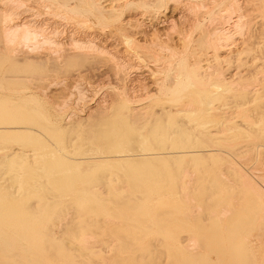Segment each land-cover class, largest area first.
<instances>
[{
    "label": "rangeland",
    "instance_id": "obj_1",
    "mask_svg": "<svg viewBox=\"0 0 264 264\" xmlns=\"http://www.w3.org/2000/svg\"><path fill=\"white\" fill-rule=\"evenodd\" d=\"M8 1L0 0V20L2 19V14H3L4 10H7V9L9 10L8 7H10V11L12 10V12H13L16 10V12H13V15H12V17L14 16L12 18L13 19L12 24H14L16 22L15 24H23V25H28V24L30 25L31 24L34 26L36 23L35 27L37 26L38 27V28L36 27L37 29H39V27H42V28H40L41 30H43L44 29L43 27L45 26L46 28L43 30L44 35L46 34V36L49 35V37H54L53 39L57 40V42H59L60 44L57 45L55 43H52V44L50 43L53 46L52 47L48 43L42 44L41 43L42 41H41L40 42L41 45L39 47H37L38 49L34 47V50L31 49L32 46H30V48L26 47L25 46L26 43L25 44L22 43L24 45H22V44L17 45L14 43H13L14 45H12V44L10 45L9 43H11V42L9 40H7L8 37L6 38V36H5L6 33H4L1 29L2 22L0 21V110H1L0 111V116H1L0 121L2 120V123H4L5 118L2 119V117L6 116V118H7L6 122L4 124H2V123H0V124L6 125L8 123V126H10V125H13V126L21 125V127H23V128H21L22 129L21 134L19 133L20 135L18 134V132L15 133V134H17V136H15V134L13 135L12 133L8 132V133H6V137H4L5 135H2L3 137L0 136V140H2V142L4 141V144H2V142L0 141V147H2L1 145L4 146V145L8 144L7 142H11V144H12L13 142L19 141L20 142L19 144H17V145L15 144V146L13 145L11 147H13V148L14 147L15 148L21 147L24 149H27L26 147H29L28 148L29 150L35 149V148H36L35 150H37V149L40 150V147L42 145H44L45 150L46 149L50 150V148H53V149H51L52 152H54V150H56V151L58 150L57 152L56 151L55 152L59 156H64V154L67 155L68 153H69L68 155H70V156H77L79 154L76 155L75 152H78V153L81 152L84 148H86L89 145V143H91L93 138L96 139L97 135L100 134V132H99L100 128L99 127H100V122L103 121L102 118H105V117L115 118L116 114L120 110V106L123 102L126 103L127 105L132 106V107H135V105H136V107L141 108L142 111H153V109L154 110L157 109L158 106H155L156 102L166 98V96L168 95L167 93L170 92L171 87L175 84V83H172L173 81H172V76H171L172 72L175 70V67H177L180 64V61L182 60L184 65H186L185 69L190 68L189 66H193L194 62L196 61L197 54L200 55L198 60L200 61L199 65H200L201 75H204L206 78H208L215 71H220V72H222V76L229 78L230 80L231 79L234 80L233 82L235 84L234 83H230V84H232L231 85L233 88L232 90H234V89L235 90H234V92L233 91L232 92L231 91L226 92L227 95L232 94V93L235 94L237 92H243L244 93L245 91H247L252 86H259L260 87L261 84H264V80H263V78H264V0H237L238 1L237 3L239 4L238 6L240 7V9H242L241 12H243V15H244L243 16L244 20L242 19L243 23L241 21V23L244 25H242L243 27H240L241 29L239 28L238 30H236L235 28H233L231 26L234 24L232 22H234L236 19V16L233 17V15L235 13H237L238 10H235V13H233L232 16L228 14V12L230 11L229 7H230V1L231 0H17V4L15 2L16 0H8ZM7 2H8V4H7ZM165 2H167L168 5ZM12 3H13V5H12ZM92 3H93V5H94V3L96 4V6L98 7V10L100 9L105 13L104 18H103V16L102 17L99 16V14H98L99 12H98V10H96L97 7L94 9L92 7ZM12 6H13V8H12ZM189 6H191L192 9H190ZM195 7L197 9H194ZM235 8H238V7L235 6ZM15 13H16V15H15ZM224 13L226 14V17H228L227 15L230 16V17H228L229 21L227 19L225 20V18H224L225 14ZM213 17H214V19H213ZM216 18L218 21L216 20ZM220 18L221 19L223 18V20L226 21V22L222 21L224 23L223 24L224 29L221 26L222 22L220 24ZM213 20H216L217 22H215ZM25 21H26V23L27 22L28 23L26 24ZM39 22L41 24H39ZM37 23H38V25H37ZM227 23H229L230 26ZM211 24L214 27H212ZM251 25H252V28L250 27ZM219 27H221L223 29V31H228V29L230 28L229 33H232V36L230 38V45L228 47L229 49L225 50V51L219 50L218 53L220 54V56L217 53V50H215L214 48L211 47V45L208 44L213 39L216 38V37L213 38L212 36L213 35L216 36V34H214V33H215V31H217V29H218V31H220L221 28L219 29ZM225 28L226 29L228 28V29L226 30ZM53 29H54V31H53ZM51 30H52V33H51ZM218 31H217V33H218ZM230 31H234V32H230ZM236 31H237V33H236ZM54 33H55V35H54ZM237 35H240V36H237ZM126 37H128L131 41H133V43L131 44V41H130V43L126 42L127 41L125 39ZM207 38H209V39L207 40ZM211 38H213V39H211ZM203 39H205V40H203ZM88 40L94 42V44L97 45L96 48H94L95 50H93V48L91 49L90 47L88 48V45L85 43V42L88 43L89 42ZM93 40H95V41H93ZM78 41L82 42V43H79ZM204 41H207V43L205 42V44H204ZM232 41H234V42H232ZM236 41H237V43H236ZM53 44H55V45H53ZM45 45H47V47ZM28 46H29V44H28ZM43 46H45V48ZM168 47L171 48V50H168L169 49ZM51 48H53V49H51ZM162 48L164 50L167 48V51H164ZM28 50H30V51H28ZM172 50L173 51L175 50L174 51L175 57L172 56L170 58V57H168V55H170L172 53ZM170 51H171V53H170ZM168 52H169V54H168ZM216 53H217V55H216ZM221 53L225 57H222ZM177 54L179 56H177ZM226 54H228V55L226 56ZM139 55H141L142 57L140 58ZM156 55H158L160 57V60L163 62H161L159 59L156 60V58H155ZM217 56H218V60H217ZM168 58H170L169 60H171V61H169L171 64V65L169 64L170 66L167 65L169 62H167V64L165 63L166 59H168ZM162 59H164V60H162ZM165 65H167V66H165ZM164 66L166 67V71H165ZM207 66H208V68H207ZM207 69H209V70H207ZM170 73H171V75H170ZM259 75H261L262 77ZM157 80H159V81H157ZM156 81L158 83H156ZM236 82H237V84H236ZM246 82H248V83H246ZM237 85L239 86V89L237 88L238 87ZM247 85L248 86L251 85V87L250 86L248 87ZM241 86L243 88H240ZM193 91H194L193 87H191L189 85L186 89V95L192 94ZM248 97H250L249 94H248ZM248 97L247 96L245 97L247 99H245V98H234V96H233V99H232V97L230 99L226 98V100H228V102H227V105H225V106L226 107L228 106L227 109L230 108L229 111L231 110V108L234 109L233 111L231 110L230 113H233L235 111V109H238V113H239V111L241 112L242 106L243 107L245 106L244 102L246 103V106L249 105L248 104L249 101H246V100L250 99ZM126 101H128L130 104ZM254 102L255 103L257 102L256 103L257 105H255ZM254 102H252L253 105H251L252 104L251 103L248 107L245 106L246 107V108L244 107L245 111L242 109L244 112L243 111L241 112V113H246V114L249 111L253 114L255 112L254 115H256L257 117L254 116L253 114H251L250 112L248 113L249 115L247 114L248 117L245 114V116L247 117L246 119H248L250 117L253 120L252 121L253 124L257 123L258 121H262L263 120L262 118H264V100L254 101ZM146 106H148V108H146ZM238 107H240L241 109ZM188 108H189V106H188ZM251 108H252V110H250ZM18 109H20V111ZM21 110H23V111H21ZM17 111H19V112H17ZM236 111H235L234 115L236 114L237 117H235L233 114H231V116L233 115L234 117L232 116L233 120H230V123L235 122V128L237 130L239 129L237 132H235L237 134L232 133L233 130H230V131L228 130L229 132L227 130L223 131V132H228V133H224L225 137L221 136L220 138H223V139L221 140L220 138H218L219 141L217 139H215L214 141H216V140L217 141L213 142L210 145L211 148L216 147V149L214 148V152L215 151L217 152V150H219V152H218L219 154L215 152V154H211V155L210 154L197 155V156H190L187 158L181 157L182 159L179 157L169 158L168 159L169 162H167L168 160L167 161L165 160V163L168 164L167 166L164 163H163V165L160 166V163L158 164V162H156V164H158V165H155V166L151 165V167L153 166L152 168H154V169H158L157 168V166H158L163 171H165L166 169H168L169 171L173 170L174 173L172 175L173 176L172 178L174 179V182L176 184H178V187L184 186V190H183V187L180 189L178 188L177 190H179L178 191L179 196H178V194H176V195L173 194L172 196H167V197H161V198L156 197L153 200L147 201L145 203L147 207L145 205H143L144 207L147 208L148 211H145L142 209L143 211H145L146 214H141V217H138V219H148V216H147V215H149L148 213L154 214L156 212V210L160 211L161 209H163V211L170 210V212L166 213V215H165L166 218H168V220H169V222L166 221L167 227H165V229L162 232H158L159 234L155 230H153V228H152L151 230H149L146 233L147 234L146 238L140 242L148 243L147 241L151 240V242H153V244L151 242L149 244L153 245L154 247L155 246L159 247L158 244H160L162 242H164L165 245H172V244L177 245V244L181 243L180 245H186V246L187 245L190 246L191 245L190 243L194 242L193 245L196 248V246L198 245L197 244L198 241L196 242V235H198V233L200 232L197 230L198 228H197L196 222L199 223V226L201 225L203 228L206 227L205 229L208 230L210 227V224L212 222L213 216H214V218L215 217L218 218V216H219L218 214L221 213L220 217H222V218H220V217L218 218V220H220V223H221L220 230L213 233L209 229V231H211V234H209V232L207 230L203 229L202 231L204 233L203 232H200V233L201 234L203 233L202 235H204L205 232L207 231L206 233L208 235L205 234L204 236H209L212 234L216 235L219 239L215 240L214 241L215 243H222V241H223V244H226V245H227V242H228V245L232 242H233V244L236 245V244L241 243V241H243L245 243L246 249H248L249 251L251 250L253 252V254H254L253 258L251 257V259H249V258H246L244 256L242 258L241 257L240 258H233V260H232V257L230 254L231 250L227 249L226 252H227L228 256H227V254H225L226 256L222 255L220 259H218V257H216V255H218L217 253H216V255L211 253L210 254L211 256L215 255V256H212L213 258L211 256L203 257V258H201V261L199 260L200 259L199 258L198 261L200 263H198L197 259H195L194 261H196V263H198V264H223V263L226 264L227 261H228L227 264H232L231 261L233 262V264H247L246 262H248L247 260H249L248 263H250V264L251 263H253V264H264V253H263L264 245L262 247V244H264L263 243L264 235H261V234L259 235V233H262L261 231L257 232L260 229L262 230L264 228V226H263L264 221L262 220V222H260L261 220L259 219L260 217L262 218L264 216V214H261V212L263 213V210H264L263 209L264 197L262 200L258 199L259 201L257 199H254L255 201L252 198L250 199V195H249L250 192L247 189V187L243 185V184H245V182L243 183L244 180L242 177V173H244L245 176L247 174L252 180H254V178L256 177L255 180H256L258 186H260V184H261L262 188L264 189V182H263L264 176H261L262 175L261 173L264 172V170H263V168H264V147L257 148L258 150L257 149L256 150L258 152L255 151V149L254 150L250 149L251 148L250 146L252 144L249 143L250 141L248 142V140L250 137L249 134L251 132V124H252L250 122L251 120L249 121L250 124H248L249 122L244 121L245 118L243 119V114L240 113V115H239V114H237ZM257 112H258V115H257ZM26 113L28 115V116L26 115L28 117V118L27 117L26 118L31 123L26 121L27 119H25V120L22 119V118H24ZM34 113H36V114H34ZM133 113H138V112L134 111ZM18 115L20 117H18ZM29 115H31V117H30L31 119L34 117V120L37 123L39 122L41 124L40 125L36 124L34 122V120H31L29 118ZM238 115H239V117H238ZM250 115L251 116L253 115V116L251 117ZM8 116L9 117L11 116V117L9 118ZM67 118L69 119L68 121H67ZM260 118H261V120H260ZM12 120H13V122H12ZM188 120H193V117H189ZM66 121L68 122V124ZM50 122L53 124H51ZM9 123H10V125H9ZM244 123H245L246 127H247V124L249 125V127H247V128L244 127ZM14 124H17V125H14ZM24 124H26V126ZM54 124L57 126L58 125L62 126L61 130H60V134L58 133L59 135L58 134L57 135H58V137L63 136L62 140H65V143H63L64 141L63 142L59 141L58 140L59 138L57 136H55V135L53 136L50 133L51 132L50 129L52 130V127L55 126ZM27 125L29 126V128ZM233 126H234V124H233ZM24 127L26 128V130H24L25 129ZM48 128H50V129L48 130ZM149 128L150 127H148V126L146 127V129H149ZM235 128H233V129H235ZM23 130L24 131L28 130L29 131L28 133H32V134H29L27 137L26 134H28V133L23 132ZM234 131H236V130H234ZM238 132L239 133L241 132L243 134L242 136H240L241 138H239L238 135H240V134ZM9 133L12 134V135H10V137H8ZM24 134L26 137L24 136ZM226 134L230 137V139L228 136H226ZM30 135H32L31 138H34V136H35L34 143L33 142L32 143L27 142L28 139H31ZM236 135L238 138H235ZM11 136H13V137H11ZM243 136H244V138H242ZM245 137H247V138L245 139ZM224 138H225V140L226 139L230 140V141L226 140L229 142V144H227L228 142L224 141ZM231 139H234V140H231ZM220 140L223 141L222 143H226V145H228V146H226L225 144H222ZM243 140H245V141H243ZM21 141H23V142L26 141V145L23 146L21 144ZM55 141L58 142L59 144H57ZM74 141H76V142L80 141L81 142V143L77 144L78 148L76 147L77 146L76 144L73 145V143H75ZM257 141H259V142L261 141L262 143L264 142L263 139H260ZM54 142H55V144H54ZM84 142H85V144L83 145ZM217 142L219 143V145H217L218 144ZM52 143H53V145H55V147H53ZM60 143H62V144H60ZM230 143H231V145H230ZM247 143H248V145L249 144L250 145L247 146ZM29 144H31L32 147ZM202 144H203L202 142L196 141L194 144H192V146L190 148H192L193 150H203V149L208 148L207 145H205V144L202 145ZM8 145H10V143ZM57 145L59 147H57ZM70 145L73 148H70ZM81 145H83V146H81ZM194 145H196V147ZM16 146H18V147H16ZM198 146L200 148H198ZM210 146H209V148H210ZM75 148H77V149L74 151ZM41 149H43V148H41ZM47 150H46V152H48ZM71 150L74 152H72ZM67 151H68V153H66ZM33 152L35 153L34 155L29 156L30 158L23 159L22 163L17 165V168L20 167L19 171H17L18 169L16 167H15L16 169L11 168L12 170L6 169V168H4L5 170L4 169L2 170L3 167L0 169V197L2 198V196H5V197H3V199L0 198V206L2 204L1 207H3L4 203L8 204L10 202L13 204L15 203L16 205H20L21 203L22 204H28L29 203V205L31 207L28 209V211L26 209L25 210L27 212H29V211L31 212V213H29L30 214L29 217L32 218L31 220L33 221V223L35 221V224H39V223H36V221L40 220V217L43 216V215L41 216V213H39V212H43V210H44L42 205L44 203H47L46 201H48L49 204H51V205H53L52 203H54L55 201H57V202L60 201L59 205L60 204H62V205L56 207V208H60V209L55 210V208H54V211L58 210V212H59V214H57V218L55 219L54 223H51V221L48 222L47 220L45 221L46 224L48 223V225H50L49 226V233L50 234L52 233L53 235L55 234L54 236L56 237V240H57L56 242H65V243H70L72 241L73 242H81L79 240L77 241L76 239L70 240V239H68V237L72 236V235H77V236L86 235L87 236L89 234V236H93V237H88V239L90 240V241L88 240L89 243L90 244L96 243L95 245H97V247L100 246V248H102L101 252L104 255V257L110 258L109 254L115 252L114 251L115 246H117L118 244L121 243V240L119 241V239H118V235L120 236L123 234L124 235L128 234L127 231L129 229L128 228L129 226L125 227V225H123L122 222H120L121 220L119 221L118 218L113 219V218H108L105 216L103 217V215L98 216L96 214L87 215L85 222L82 221L83 220V217L81 215L82 209L74 207L73 206L74 201L69 202V199L67 200V197L69 195L70 196L72 195V192H69L67 190H65L66 192L63 191L64 192L62 194L63 197H61L60 199H53L54 200L53 201L52 198L50 197V196H52V194L50 193V195H48L49 193H46L43 190V187L39 185V184H41V185L43 184L41 181L48 180L47 179L48 177H46V176H40L39 177V173L42 171V168L44 167V164H45L44 160L42 161V158L39 155L40 152L38 150L33 151ZM60 152L63 155L60 154ZM70 153H72V154H70ZM216 155H218V156H216ZM221 155L223 158L226 159L225 161L221 157ZM172 159L173 160L175 159L174 161H176L177 163L174 161L172 162L171 161ZM28 160L31 161L32 163H34V165H32L31 162L29 163ZM40 160L43 162V163L41 162V165L39 164ZM3 161L4 160H2V158H0V162H3ZM37 161H39V162H37ZM184 161H185V163H184ZM186 162H188L189 165L188 164L187 165L189 167L187 165H185ZM27 163H29V164H27ZM182 163L184 164V166H182L183 165ZM260 164H263V165H260ZM28 165L29 166L32 165L30 170H29ZM36 165H40L39 170H38V166H36ZM109 165H110L109 163H103L100 165V167L99 166H95V167L93 166V168L91 167V168H89V170L94 171V170H96L97 167H99L98 169L100 170L104 167L103 170H107V171L112 170L113 171L114 167H110L112 165H110V166ZM117 165H119V163ZM126 165H128V164H126ZM219 165H221L222 167L221 166L219 167ZM256 165H257V167H256ZM23 166H25V167H23ZM122 166H125V164H123ZM169 166L171 167L172 170H170ZM261 166H263V168ZM34 167H35V169H34ZM146 167H149V165L148 166L146 165ZM162 167L165 168V170ZM254 167H256V169ZM24 168H26V170ZM36 168H37V170H36ZM125 168L126 167L121 168L122 170H120V173H118L119 171L116 173L111 171L112 174H109V177L107 178L108 181L105 183L106 185L103 183V185L100 184L98 186L99 197H100L98 200L101 202L100 199L102 198V201H103V198L105 197L104 198L105 201L102 202L103 203L102 207L107 205L108 201L111 202L112 199H114V198L119 199L118 197H122V196L127 194V192H128L127 186L128 185L125 182L127 180V177L124 174L126 172V171L124 172ZM257 168L258 169L261 168L260 171L258 170L259 173L257 172ZM13 169H14V171L17 172V174H15L16 177L18 175L17 178H15V176H11V178L9 177L10 176L9 174L12 172L7 174L9 171H13ZM31 169H32V172H33V170H35L36 172L31 173L30 172ZM239 169H240L241 173L236 171V170L239 171ZM7 170H9V171L7 172ZM20 170H21V173H20ZM89 170H87V173H86L85 169H83V170L81 169V171H80V169H78V172L79 173L82 172L81 173L82 175L86 174L88 177L89 174L90 175L92 174L91 171H89ZM168 170H167V172H168ZM185 170H189L188 171L189 174L186 171L185 175H183V171H185ZM252 170H254V171H252ZM27 171H28V173H27ZM37 171H39V172L37 173ZM218 171L221 174L222 173L223 174L219 175ZM83 172H85V174ZM250 172L252 173V175H249V174H251ZM24 173L29 174V175L31 173V175L30 176L29 175L21 176ZM122 173L125 175V177H124V175H122ZM32 174L33 175L37 174L33 177L34 179L31 177V176H33ZM186 174H188V175H186ZM190 174L192 175V177ZM208 174H209V176H208ZM215 174L218 175V176H216V178H215ZM240 174H241V176H240ZM181 175H182V179H183L182 182H181ZM237 175H238V177H237ZM221 176L225 177V178L227 177V178L221 179ZM258 176H261V177H258ZM19 177L20 178L22 177L23 179H20ZM123 177H124V179H122ZM25 178H29V179L27 180ZM187 178H190L191 180H189ZM193 178H194V180H193ZM209 179H210V181H209ZM227 179H228V182L226 181ZM26 180L28 181V183L26 182ZM110 180H111V182H113V184L110 182ZM185 180H186V182H185ZM187 180H188V182H187ZM239 180L241 181L240 183H239ZM260 180L262 183L260 182ZM21 181L24 183L21 184ZM37 181H39V182H37ZM219 181L221 183H219ZM33 183L38 184V185H36V187H35V186H33L34 185ZM114 183H115L116 187L114 186ZM121 183H123L124 185ZM222 183H223V185H222ZM20 184H21V186L24 184H26V185L30 184L29 186L32 185L33 188L30 187L31 188L30 190H33V191L35 190V188L38 187L36 189V192L39 191L40 193L39 192L38 193H39V195L41 194L40 196L44 195V192H45L46 193L44 195L45 198L43 196L41 198L38 197L39 196V195L37 196L38 193H36L35 191H34L35 193L32 191L30 192L28 190V186H27V188L25 187L26 185L21 187ZM199 184L201 185V188H200ZM203 184H205V185H203ZM212 184H213V187H212ZM234 184H236V185H234ZM47 185H49L50 187H53L52 184L48 183ZM121 185L123 186L122 188H121ZM186 185L190 187V188L189 187L186 188L188 191L185 190ZM238 185H239V189L237 190ZM240 185H242V189L244 187H245V189L242 190ZM3 186H6V187H4L5 189H2ZM202 186H205V187H202ZM210 186H211V188H210ZM214 186H217V187H214ZM261 186H260V188H261ZM233 187L236 188L235 191H234ZM22 188L23 189L26 188L27 189L26 191L30 192L29 194L33 193V195H36V196H33L32 194L30 196L27 193L28 196H30V199H28L29 197L27 196L26 191L22 192L23 191ZM198 188H199V190H198ZM202 188H204V189H202ZM205 188H207L208 190ZM230 188H232V189H230ZM200 189H202L203 191L201 190L202 191L201 192ZM246 189L248 191H246ZM189 190L192 193V195L189 192ZM205 190H206V192L210 191L211 193L206 194ZM212 190H213V192H212ZM240 190H242L241 194H240ZM185 191L187 193L189 192L190 196L193 199L192 200L190 197L189 200H186L187 206L185 205V200H183V198L188 199L189 194H187ZM197 191L200 194V196L197 193ZM236 191H237V193L239 191V193L236 194L235 193ZM101 192H102V194H101ZM183 192L187 196L184 197ZM193 192L196 195H198V197L195 195L196 197L194 198ZM200 192L202 194H204V197ZM230 192H232V193L230 194ZM247 192H249V193L247 194ZM263 192H264V190H263ZM7 193H8V195H7ZM20 194H23L26 198ZM239 194L241 195L240 199H239ZM16 195H17V197H16ZM206 195H208V196H206ZM245 195H247V197H245ZM7 196H9V197H7ZM46 196H48L47 197L48 199H46ZM108 196L110 197L109 200H107ZM177 196L180 197V199L177 198ZM227 196H229V198ZM6 197H7V200H6ZM35 197H37V198H35ZM202 197L203 198L206 197L204 202L201 201V200H204V199H201ZM226 197H227V201H226ZM18 198H21L19 200L25 199V201H26V199H28L29 201H26L25 203H24V201L23 202L21 201V203L18 204V202H20V201L17 202ZM196 198H199L201 200L196 199ZM248 198L250 199V201L255 202V208L252 209L251 202H249ZM13 199H15V201ZM41 199H43L44 201L46 200V201L41 202ZM195 199L199 200V201L195 202ZM241 199H243V200H241ZM247 199H248V201H247ZM63 200H64V202H63ZM180 200L182 201V204H181ZM191 201H194L195 205H191V203H190ZM2 202H4V203H2ZM77 202L80 204H85V203L87 204L88 203L84 199L78 200ZM200 202H203V203H200ZM248 202L250 204H248ZM166 203H167V205H165ZM217 203L225 204L226 208L224 207V205L221 207L220 206L221 204H219L220 210H221V208L223 209V207H224V209L221 210V212H220L218 210ZM54 204H56V203H54ZM198 204L200 206H201V204H202V206H204V207L200 208L201 211L198 209V207H200V206H197ZM238 204H240V206H242V204L244 206V204H245L246 207L245 206H244V208H243V206L240 207V206H238ZM77 205H79V204H77ZM233 205L235 206V208ZM62 206L64 207V209L62 208ZM193 206H196L197 208L196 207L193 208ZM227 206H228V208H227ZM205 207L207 209H205ZM249 207H250V210H249ZM259 207H261L262 211H261V209H259ZM3 208L2 209L0 208V209L5 210V208L4 209ZM189 208H190V210L192 208V210H191V211H193L192 215L195 214L194 211L197 212L193 216L194 219H193V217H191L192 215L190 214L191 211L189 210ZM195 208L198 210H195ZM237 208L239 210H237ZM6 209L9 210V208H6ZM225 209H227V211H225ZM245 209H246L247 213L242 211V210L245 211ZM49 210H50V208H49ZM216 210L218 211V214H217ZM229 210H231L230 212L234 211V213L232 212V215H231V213H229L231 215L230 217L228 214ZM44 211H47V210H44ZM60 211H62L63 213H61ZM187 211L189 214L187 213ZM209 211H210V214H209ZM259 211H261V212L259 213ZM200 212H203L204 214H202ZM239 212L242 214L241 217H239V215H241ZM180 213L181 214L184 213V215L187 213L186 216L189 215L188 216L189 220L186 219L187 217H184L183 215L180 216ZM205 213H207V214H205ZM236 213H238L239 215L236 216ZM68 214H70V215L68 216ZM222 214H225V217H223L224 215H222ZM260 214L262 216H259ZM203 215H204V217H203ZM207 215H211L210 218L208 217L209 218L208 222L206 221V220H208ZM247 215H248V217H247ZM255 215L258 216V219L260 221L258 219H256L257 216H255ZM178 216L181 219L178 218ZM182 216L184 217V219L182 218ZM233 216H234V218H233ZM243 216H244V219L241 222H239V226H238V228H236L237 231H234V233H233V235H235L234 240L226 239L227 238L226 234L228 236L231 235V232L227 231V229L230 227L231 223L233 222L235 224L237 221H240ZM60 217H62V218H60ZM198 217H200V218H198ZM104 218L107 219L108 221H106ZM196 218H197V220H196ZM225 218L226 219L228 218V220H227L228 222L231 220L229 218H233V221L231 220L230 221L231 223H229L230 225H228V222H226V220H224L225 222L221 220V219H225ZM235 218H236V220H235L236 222H234ZM36 219H38V220H36ZM198 219L200 221H198ZM18 220H20V219L18 218ZM252 220L253 221L255 220L254 222L257 221L256 224L254 222H252ZM62 221H64V222H62ZM184 221H187V222L190 221V222L185 223ZM202 221L204 223H202ZM247 221H248V223H247ZM107 222L112 223L111 226L109 224L107 225ZM117 222H118V224L121 223L122 228H123V231H120V233L118 232L119 234L117 233V231H116L117 234L115 233V229L120 227V226H118ZM179 222H180V226H178ZM244 222H246V223H244ZM105 223H106V226H109V228L107 227V230L109 229V231H107V232L105 230L106 229ZM189 223H191V225ZM243 223L246 225H244ZM258 223H259V226L261 225L260 227L263 226V228L258 229L259 226L258 227L256 226V225H258ZM19 224H20V222H19ZM26 224H28V223H26ZM26 224L24 225V228L22 230L23 232H21V233H23V235L30 233V231L27 230ZM80 224H82V225H80ZM91 224H92V226H91ZM113 224H117L116 228H113V227H115V225L113 226ZM181 224L184 226L182 227ZM226 224L228 225V227ZM17 225L18 224L14 225L15 227L13 225H11L9 227L6 226L2 232L5 235L9 234V236H12L14 234L13 236H17L16 230L18 227H20V225L19 226H17ZM28 225H30V224H28ZM88 225H90V226H88ZM224 225H226L224 228L225 229L227 228L226 229L227 233L225 232L224 229L222 230ZM69 226H70V228H69ZM97 226L99 229L95 228ZM186 226H188V227H186ZM11 227L16 228L15 229L16 234L14 232H12L13 228H11ZM29 227L30 226H28V229H29ZM57 227L59 228V230ZM79 227H80V229L82 227H84V228H82L84 233L82 232V230L80 231ZM87 227L91 231L86 229ZM110 227H112V230L113 229L114 230L111 231ZM181 227H182V229H181ZM184 227L186 229H184ZM248 227L250 230L252 228V231L248 230L247 229ZM254 227H255V229H254ZM256 227H257V229H256ZM7 228H9L10 231H8ZM232 228L234 229L235 227H233V225H231V227L229 229L232 230ZM101 229H103V232ZM245 230H247V231H245ZM73 231H75V232H73ZM174 231L178 234V239H176V238L174 239V238L169 237V234L175 233ZM197 231H198V233H197ZM263 231H264V229H263ZM80 232L82 235H80ZM109 232H112L111 235ZM125 232H126V234H125ZM21 233H20V235H21ZM94 233H96V234H94ZM133 233L135 235L141 234L139 231H134ZM156 233L158 235H160L161 238H160V236L156 237L155 236ZM240 234H242V235H240ZM262 234H264V233H262ZM252 235H254L255 237ZM102 236H104V238ZM112 236H114V237H112ZM115 237H116V240L118 239L117 240L118 244H117V241H115ZM179 237H181V238L179 239ZM189 237H191V239H189ZM90 238H92V239H90ZM93 238H95L97 240L93 241L94 240ZM194 238H195V240H194ZM258 239H260V240H258ZM110 240H112V241H110ZM188 241H190V242L188 243ZM203 241H204V243L206 242V244L209 242L208 239L205 240L203 238L202 242L199 245L203 246V244H204ZM98 242H99V244H97ZM135 242H137V241H135ZM258 242H262V243L259 244ZM17 243L21 244V243H26V242L24 240H21L20 242L17 241ZM186 243H188V244H186ZM162 246H164L163 243H162V245L160 244L159 248H161ZM198 246H197V248H198ZM188 248L193 249V251L195 249L194 247H192V248L188 247ZM197 248H196L195 252L198 250L205 252L204 248L200 247L201 249H204V250H201L200 248H198V250H197ZM105 251H106V253H105ZM163 254H165V253H163ZM223 256H224V258H223ZM161 257H162V255L160 257H158L159 259L157 258L156 260H154L155 263L153 262V264H157V263L158 264H160V263H162V264H164V263L165 264H170V263L173 264L176 262V260L174 261V259H173L175 257H172V255H170L169 258L166 254L164 255V258L163 257L161 258ZM170 258L173 259L172 260L173 262H170L171 261ZM168 259L170 261H168ZM175 259H177V258H175ZM221 259H222V261H225V262H220ZM250 260L251 261L254 260V261L251 262ZM194 261L191 263H185V264H195ZM181 262H179V260H177L176 264H182ZM183 264H184V262H183Z\"/></svg>",
    "mask_w": 264,
    "mask_h": 264
},
{
    "label": "bare ground",
    "instance_id": "obj_2",
    "mask_svg": "<svg viewBox=\"0 0 264 264\" xmlns=\"http://www.w3.org/2000/svg\"><path fill=\"white\" fill-rule=\"evenodd\" d=\"M6 1H8V0H6ZM8 2H7V4H8ZM15 2L17 4V0ZM237 2H238L237 0H231L230 1V7H229L230 8V11L228 12V14L232 16L233 13H235V10H238L237 13H235L233 15V17L236 16V19H235V21L233 20L234 22H232V23H234V24L231 25L236 30H238L240 27H243L242 25H244V24H242L243 23L242 19H243V16L244 15H243V12H241L242 9H240V7L238 6L239 4ZM165 3L167 4V2H165ZM12 5H13V3H12ZM94 5L92 3V7L95 9L97 6H96L95 3H94ZM235 6H237L238 8H235ZM189 7H190V9H192L191 6H189ZM8 8H9V10L8 9L7 10H4V12L2 14V19L0 21L2 22L1 29H2V31L4 33H6L5 36H6V38L8 37L7 40H9L11 42V43L8 42L10 45L11 44L12 45H14V44H17V45L20 44L21 45L22 43H24V44L26 43V45H25L26 47H29L30 48V46H32L31 49L34 50V47L35 48L39 47L41 45V43L42 44H44V43L45 44H47V43L48 44L55 43L57 45L60 44L59 42H57V40L53 39L54 37H49V35L46 36V34L44 35V33H43L44 31L43 30L46 28L45 26L43 27L44 28L43 30L40 29L42 27H39V29H40L39 30V29H37L38 28L37 26H36L37 28L35 27L36 23H35L34 26L31 25V24L30 25L29 24L28 25L15 24L16 23L15 21H14L15 23L13 22L14 24H12V20H13L12 18L14 17V16L12 17V15H13V12H16V10L12 12V10L10 11V7H8ZM12 8H13V6H12ZM194 9H197V8L195 7ZM96 10H98V7L96 8ZM98 12H99L98 13L99 16L100 17L103 16V18H104V14L105 13L102 10H100V9L98 10ZM15 15H16V13H15ZM229 15H227V16L230 17ZM228 17H226V14H225V17H224L225 20L226 19L228 20ZM213 19H214V17H213ZM216 20H217V18H216ZM216 20H213V21L217 22L218 20L217 21ZM222 21L223 22H226V21L223 20V18L222 19L220 18V24H221ZM241 21H242V23H241ZM223 22H222V25H221L222 28L224 26L223 25L224 24ZM25 23H26V21H25ZM39 24H41V23L39 22ZM227 24L229 25V23H227ZM37 25H38V23H37ZM212 27H214V26L212 25ZM250 27L252 28V25ZM220 28L221 27H219V29ZM222 28L220 29V31H218V29H217L218 33H217V31H215L214 34H216V36L213 35L212 37L213 38L216 37V38L215 39L211 38L213 40L210 43H208L209 45H211L212 48H214L215 50H217V53H218L219 50L225 51V50H228L229 49L228 47L230 45V38L232 36V33H229V29L230 28L229 29L227 28L228 31H223L224 28L223 29ZM53 31H54V29H53ZM230 32H234V31H230ZM51 33H52V30H51ZM55 33H54V35H55ZM236 33H237V31H236ZM237 36H240V35H237ZM125 39L127 40L126 42H129L130 43L131 40L128 37H126ZM208 39L209 38H207V40ZM203 40H205V39H203ZM93 41H95V40H93ZM234 41H232V42H234ZM205 42L207 43V41H204V44H205ZM79 43H82V42H79ZM85 43L88 45V48L89 47L91 49L93 48V50H95L94 48H96V46H97L92 41H89L88 43L85 42ZM132 43H133V41H131V44ZM236 43H237V41H236ZM24 44H22V45H24ZM28 44H29V46H28ZM55 44H53V45H55ZM45 46L47 47V45H45ZM45 46H43V47L45 48ZM51 49H53V48H51ZM30 50H28V51H30ZM168 50H171V48H169ZM164 51H167V48ZM174 51L172 50V53L170 51L171 54L168 55V57L171 58L172 56H174ZM217 53H216V55H217ZM222 53H221V56L222 57H225V56H223L224 53L223 54ZM168 54H169V52H168ZM227 55L228 54H226V56ZM177 56H179V55L177 54ZM219 56H220V54H219ZM139 57L141 58L142 56L139 55ZM199 57H200V55L197 54L196 61L194 62L193 66H189L190 68H188V69H185V66L186 65H184L183 61L181 60L180 61V64L177 67H175V70L172 72V75L170 73V75L172 76V81H173L172 83H175V84L171 87L170 92L167 93L168 95L166 96V98H164V99L156 102L155 106H158L157 109H155V110L153 109V111H142L141 108H137L136 105H135V107H132V106L127 105L126 103L123 102L121 104L120 110L116 114V117L115 118H109V117H105L106 119L105 118H102L103 121L100 122V127H99L100 128V130H99L100 134L97 135L96 139L93 138V140L91 141V143H89V145L86 148H84L81 152H79V153L78 152H75L76 155L77 154H79V155H77V156H70V155H68L69 153L67 151L66 152V153H68L67 155L64 154V156H59V155L56 154V152L58 150L57 151L54 150V152H52L51 149H53V148H50L51 151L46 149L48 151V152H46L45 147L42 144H41L42 146L40 147V150L37 149L40 152L39 155L41 156L42 161L44 160V163H45L44 164V167L42 168V171L39 173V177L40 176H46V177H48L47 178L48 180L41 181L43 184L42 185L39 184V185L43 187V190L46 193H49L48 195H50V193L52 194V196H50L52 198V200L53 199H60L61 197H63V195H62L64 193L63 191L67 190L69 192H72V195L71 196L69 195L67 197V200L69 199V202L70 201H72V202L74 201L73 202V206L76 207V208L82 209V212H81V215L83 217V220L82 221L85 222L87 215L96 214L98 216L99 215H103V217L105 216V217L113 218V219L114 218H118L119 221L121 220L120 222H122V224L125 225V227L126 226L127 227L129 226L128 227L129 229L127 231L128 234H126V232H125L126 235H124V234L123 235H120V236L118 235L119 241L121 240V243L119 242L120 244H118V241H117L118 239L116 240V237L117 236L115 237V241H117V244L118 245L115 246V248H114V251L115 252L109 254L110 255V258L104 257V255L101 252L102 251V248H100V246L97 247V245H95L96 243L95 244H90L89 243L90 240L88 239V237H93V236H89L88 233H87L88 234L87 236L86 235H82L81 232H80V235H82V236H77V235L69 236L68 235L69 236L68 239H70V240L76 239L77 241L79 240L81 242H73V241H72L73 243L72 242H70V243L56 242L57 240H56V237L54 236L55 234L53 235L52 233L51 234L49 233V226L50 225H48V223L46 224L45 221L47 220L48 222L51 221V223H54L55 219L57 218V214H59L58 210L57 211H54V208H55V210L56 209H60V208H56V207L62 205V204L59 205V202L60 201L59 202L55 201L54 203H56V204L52 203L53 205H51V204H49L48 201L45 200L47 203H44L42 205V207L44 208V210H47V211H44L43 210V212H39V213H41V216L43 215L42 217H40V220L36 219V220H38V221H36V223H39V224H35V221L33 223V221L31 220L32 218L29 217V215H30L29 213H31V212L30 211L27 212L28 209L31 206L29 205V203L28 204H22L21 201L22 202L24 201V203L26 201H29L28 199H30L31 194L33 195V193H31V194H29V193L31 191L32 192H34V191L36 192V189L38 187L35 188V190L33 191V190H30L31 189L30 187H32V185L29 186L30 184L29 185L28 184L27 185L24 184V185H26L25 186L26 188L28 186V190L30 191V192H27L26 191L27 190L26 188L25 189H23L24 187L22 188V190H23L22 192L26 191V194L28 193L30 195V196H28V194H27V196L29 198L26 199V201H25V199L24 200H19V199H21L24 196L23 195L24 193H23V194H20V195H23L21 198H18V200L16 199L17 202L20 201V202H18V204L21 203L20 205H16L15 203L13 204L11 202L10 203L7 202L8 204H5L4 203L5 201H4L2 203H4L3 204L4 205L3 207L5 208V210H1L3 208V207H1L2 204L0 206V208H1L0 209V264H153L154 260H156L161 255L164 258V255L165 254L168 256V258L170 257V255H172V257L177 258V259L173 258L174 261L176 260V262H177V260H179V262L182 261L181 263L183 264V262H184V264H185V263H191L195 259H197V261H198L199 258H200L199 260L201 261V258L211 256L210 255L211 253L212 254H215V255L217 253L218 255H216V257H218V259H220L222 255L226 256L225 254H227V252H226L227 249L228 250H231L230 251L231 253L230 252L229 253L231 254L232 260H233V258H240V257L242 258L244 256L246 258H249V259H251V257L253 258V256H254L253 252L251 250L249 251L248 249H246L245 243L243 241H241V243L236 244V245L233 244V242L228 245V242H227V245H228L227 246L226 244H223V241H222V243H215L214 241L217 240V239H219L216 235H213L212 234V235H209V236H204L205 234H207L206 233L207 231L209 232V234H211V231L213 233H215L218 230H220L221 223H220V220H218V218L220 217L221 213L218 214V211L217 210H216V212H217V214L219 216L217 215L218 218H216V217L214 218V216L212 215L214 220L212 219V222H211L210 227H209V229L211 231H209V229L208 230L205 229L206 227L203 228L201 225H200L201 226L200 227L199 226V223L196 222L197 228H198L197 230L198 231L203 232L202 231L203 229L207 230L204 235H202L204 232L201 234L200 232L198 233V231H197L198 235H196V242L198 241V243H197L198 245L202 242V239L203 238L205 240H207V239L209 240V242L207 244H206V242L204 243V241H203V243H204L203 246L199 245L201 248H204L205 249V252L199 251L198 248H200V247L196 243L195 244L198 246V248L196 246V248H197L198 251L195 252L196 248L193 245L194 244L193 241H192L193 243H190L191 245L189 244L190 246H188V245L187 246L186 245H180L181 244L180 242H179L180 244H177V245H173V244L172 245H165L164 242H162L164 246H162L161 248H159V247H160V244L162 245V243L158 244L159 247H157V246L154 247L153 245H150L149 244L151 242V240L147 241L148 243H142V242H140V241H142L143 239L146 238V236H147L146 233L149 230H151L153 228V230H155L157 233L158 232H162L165 229V227H167L166 226V221L169 222L168 218H166L165 215H166V213L170 212V210L163 211V209H161L160 211L159 210L158 211L156 210V212L154 214L148 213L149 214V215H147L148 216V219H138V217H141V214H146L145 211H148L147 208H146L147 206H146L145 203L147 201L153 200L156 197H159V198H161V197H167V196H172L173 194H175V195L178 194V196H179V193H178L179 190H177V189L178 188L180 189V188L183 187V190H184V186L181 185L182 187H178V184H176L174 182V179L172 178L173 177L172 175H173L174 172H173V170L170 167L171 165L169 166V168L172 171H169L168 169L165 170V168H163L165 165L162 167L165 171L161 170V168L158 167V166H157L158 169H154V168H152L153 166L151 167V165H154L155 166V165H158L160 163V166H161V165H163V163L166 164L165 163V160L167 161L169 158H177V157H179V158L186 157L187 158V157H190V156L215 154L216 151L214 152V148L216 149V147L211 148L210 145L213 142H216L217 140L219 141L218 138H220L221 136H224V133H228L230 130H233V132L231 131L232 133L237 134L235 132H237L239 129L237 130L235 128V122L234 123H230V120H233L232 116L234 115V113H235L236 110H237L236 111L237 114L240 115V113L243 110L245 111L244 107L246 106V103L244 102L245 106L244 107L242 106V109L243 110L240 107H238V108L241 109V112L239 111V113H238V109H235V111L233 113H230L231 110L233 111L234 109L231 108L230 111H229L230 108L227 109L228 106L226 107L225 105H227L228 100H226V98H229L230 99L232 97V99H233V96H234V98H245L246 96L248 97V94H249L250 97H248V98H250V99L246 100V101H249V103H248L249 105L252 102H254V101L264 100V84H261L260 87L259 86H252L251 87V85H249L251 88H249L244 93L243 92H237L235 94L232 93V94H228L227 95L226 92H230V91L231 92L232 91L234 92V90H235V89L232 90L233 89L232 86H231L232 84H230V83H234L233 82L234 80H232V79L230 80L229 78H226V77L222 76V72H220V71H215L208 78H206L204 75H201L200 65H199L200 61L198 60ZM155 58H156V60H158V59L160 60V57L158 55H156ZM170 58L166 59V62H165L166 64H167V62L171 61V60H169ZM162 60H164V59H162ZM217 60H218V56H217ZM161 62H163V61H161ZM169 64H170V62L167 65H169ZM167 65H165V66H167ZM165 66H164V68H165V71H166V67ZM207 68H208V66H207ZM207 70H209V69H207ZM259 76H261V75H259ZM263 80H264V78H263ZM157 81H159V80H157ZM157 81H156V83H158ZM246 83H248V82H246ZM236 84H237V82H236ZM189 85L191 87H193L194 91H193L192 94L186 95V89H187V87ZM237 88L239 89V86ZM240 88H243V87L241 86ZM245 99H247V98H245ZM126 102H128V101H126ZM256 103H255V105H257ZM251 105H253V103ZM188 106H189V108H188ZM248 106H246V107H248ZM146 108H148V106H146ZM18 110L20 111V109H18ZM250 110H252V108ZM19 111H17V112H19ZM21 111H23V110H21ZM134 111L135 112L137 111L138 113H133ZM34 114H36V113H34ZM231 114H233V115L231 116ZM241 114H243V119L245 118L244 121L249 122L251 120L250 122L252 123L253 120L250 117H249L250 119L249 118L246 119L248 117L246 113H241ZM245 114H246L247 117L245 116ZM251 114H253V113H251ZM254 114H255V112H254ZM26 115H27V113L25 114L24 118H22V119H24V120L27 119L28 118L27 117L28 115L27 116ZM239 115H238V117H239ZM257 115H258V112H257ZM234 116L237 117L236 114ZM254 116H256V115H254ZM18 117H20V116L18 115ZM30 117H31V115H29V118ZM189 117H193V120H188ZM0 118H1V116H0ZM4 118H5V121L4 120L3 121L5 123L7 118H6V116L5 117L3 116L2 119H4ZM262 119H263L262 121H258L257 123H254V124L252 123L251 124V132L249 134L250 137H249L248 142L250 141L249 143L252 144L250 146L251 147L250 149H253V150L255 149V151L258 150L257 148L264 147V144H263L264 142L262 143L261 141L260 142L257 141V140H260V139H263L264 140V118H262ZM31 120H34V117ZM68 120L69 119L67 118V121ZM260 120H261V118H260ZM26 121L30 122L28 119ZM12 122H13V120H12ZM34 122L36 124H38V125L41 124L39 122L37 123L35 120H34ZM250 122L248 124H250ZM0 123H2V120L0 121ZM4 123H2V124H4ZM51 124H53V123H51ZM67 124H68V122H67ZM233 124H234V126H233ZM248 124H247V127H249ZM9 125H10V123H9ZM14 125H17V124H14ZM24 125L26 126V124H24ZM147 126L150 127V128L149 129H146ZM61 127H62L61 125L60 126L59 125L58 126L55 125L54 127H52V130L50 128H48V130L50 129V131H51L50 133L53 136L55 135V136L58 137V135L60 134ZM244 127H246L245 126V123H244ZM21 128H23V127H21V125H17V126L10 125V126H8V123L6 125H1L0 124V136L3 137L2 135H5L4 137H6V133H8V132L12 133L13 135L15 133H17V132H18V134L19 133L21 134V131H22ZM28 128H29V126H28ZM233 128H235V129H233ZM24 130H26V128ZM24 130H23V132H27V133L29 132L28 131L29 129L27 131H24ZM226 130L227 131L229 130V131L228 132H223V131H226ZM234 130H236V131H234ZM10 133H9V135L7 134L8 137H10V135H12ZM25 134H24V136H25ZM29 134H32V133L26 134L27 137H28ZM239 134L240 135H238V136H239V138H241L240 136H242L243 134L241 132ZM15 136H17V134H15ZM226 136H228V135L226 134ZM11 137H13V136H11ZM31 137H32V135H30V138ZM60 137L61 136L58 137L59 138L58 140L61 141V142L64 141L63 143H65V140H62L63 139L62 138L63 136L61 138ZM235 138H238L237 135L235 136ZM242 138H244V136ZM246 138L247 137H245V139ZM34 139H35V136H34V138L28 139L27 142H31V143L33 142L34 143ZM215 139H217V140L214 141ZM220 139L222 140L223 138H220ZM229 139H230V137H229ZM226 140H228V139H226ZM226 140L224 138V141H226ZM231 140H234V139H231ZM0 141L2 142V140H0ZM196 141L197 142H202L203 143L202 145L205 144V145L208 146V148L207 149H203L205 147L204 146L202 148L203 150H193L190 147ZM228 141H230V140H228ZM228 141H226V142H228ZM243 141H245V140H243ZM16 142H13L14 144L13 143L11 144V142H7L8 144L10 143V145L6 144L9 148L6 145H4V146L1 145L2 147H0V158H2V160H4V161L3 162H0V169L2 167H3L2 170L4 168H6V169H11V168H15V167L17 168V165L21 164L22 161H23V159L30 158L29 156L35 154L33 151H37V150H35L36 148L29 150L28 149L29 147H26L27 149H24V148H21V147L20 148H15V147L13 148V147H11L13 145L15 146V144L17 145V144L20 143L19 141L17 143ZM55 142H54V144H55ZM74 142L75 143H73V145L74 144L77 145V144L81 143L80 141L79 142L74 141ZM222 142L223 141H221V143ZM56 143L59 144L58 142H56ZM2 144H4V141L2 142ZM21 144L23 146H25L26 145V141L25 142L21 141ZM60 144H62V143H60ZM84 144H85V142L83 143V145ZM222 144H225L226 145V143H222ZM227 144H229V142ZM29 145H31V144H29ZM52 145H53V143H52ZM83 145H81V146H83ZM217 145H219V143ZM230 145H231V143H230ZM249 145L247 143V146H249ZM194 146L196 147V145H194ZM209 146H210V148H209ZM226 146H228V145H226ZM16 147H18V146H16ZM31 147H32V145H31ZM53 147H55V145H53ZM57 147H59V146L57 145ZM76 147L78 148V145ZM41 148H43L44 150L41 149ZM70 148H73V147L70 145ZM77 148H75L74 151ZM198 148H200V147L198 146ZM74 151H72V152H74ZM218 152H219V150H217L216 153H218ZM60 154H62V153L60 152ZM70 154H72V153H70ZM216 156H218V155H216ZM221 157H222V155H221ZM223 159H224V161L226 160L225 158H223ZM174 160L172 159L171 161L173 162ZM42 161L40 160V162L39 161H37V162H39V164L41 165V162ZM30 162L31 161H29V163ZM156 162H158V164H156ZM167 162H169V160ZM174 162H176V161H174ZM29 163H27V164H29ZM103 163H109L110 165H112V166H110V165L109 166L110 167H114L113 168L114 170L113 171L112 170H108V171L107 170H103V168H104L103 166H102L103 168L99 170L98 168ZM118 163H119V165H117ZM184 163H185V161H184ZM123 164H125V166H122ZM126 164H128V165H126ZM187 164H188V162H186L185 165H187ZM32 165H34V163H32ZM32 165H30V166L28 165L29 166V170L32 167ZM40 165H36V166H38V170L40 169V167H39ZM146 165L147 166L149 165V167H146ZM167 165L168 164H166V166ZM260 165H263V164H260ZM93 166L94 167L95 166H99V167H97L96 170H94L95 169L94 168L93 169L94 171L89 170V168H91V167L93 168ZM182 166H184V164ZM220 166L221 165H219V167ZM23 167H25V166H23ZM123 167H126L124 169V172L126 171L124 174L127 177V180L125 182L128 185L127 186L128 192H127L126 195H124L122 197H118L119 199L114 198L115 200L112 199L111 202L108 201L109 204L107 203V205L103 206L104 207L103 208L102 207V204H103L102 202L105 201V199H104L105 197L103 198V201H102V198L100 199L101 202L98 200L100 198L99 197V189H98V186L100 184L103 185V183L105 184L108 181L107 178L109 177V174H112V172H115L116 173V172L119 171L118 173H120V170H122L121 168H123ZM256 167H257V165H256ZM256 167H254V168L256 169ZM261 167L263 168V166H261ZM19 168H17L18 169L17 171H19ZM24 169L26 170V168H24ZM34 169H35V167H34ZM78 169H80V171H81V169L82 170L85 169V172L86 173H87V170H89V171H91L92 174L91 175L89 174V176L87 177V175L85 174V172H83L85 175H82L81 174L82 172L79 173L78 172ZM36 170H37V168H36ZM167 170H168L169 173L167 172ZM258 170L260 171L261 168H259V169L257 168V172L259 173ZM263 170H264V168H263ZM8 171L9 170H7V172ZM186 171L188 173L189 170L183 171V175H185V172ZM236 171L237 172H240V169H239V171L238 170H236ZM252 171H254V170H252ZM10 172H12L13 174L10 173ZM30 172L33 173V172H36V171L33 170V172H32V169H31ZM38 172L39 171H37V173ZM20 173H21V170H20ZM27 173H28V171H27ZM31 173H30V175H31ZM7 174H9L10 176L9 175L8 176L11 178V176H15V174H17V172L14 171V169H13V171H9ZM124 174L122 173V175H124ZM188 174H186V175H188ZM222 174L219 172V175H222ZM261 174H262L261 176H264L263 175L264 172H262ZM23 175L26 176V175H29V174L24 173L21 176H23ZM35 175H37V174H35ZM35 175H33L31 177L33 178ZM125 175H124V177H125ZM249 175H252V173L249 174ZM208 176H209V174H208ZM216 176H218V175L215 174V178H216ZM240 176H241V174H240ZM261 176H258V177H261ZM17 177H18V175H17ZM17 177L15 176V178H17ZM124 177L122 179H124ZM191 177H192V175H191ZM237 177H238V175H237ZM242 177H243V180H244V181L242 180L243 183L245 182V184H246V185L245 184H243V185L246 186L247 189L250 192V194H249L250 195V199L252 198L253 200L254 199L262 200L263 197H264V192H263L264 189L262 188L261 184H260L261 188H260V186H258V184H257V182L255 180L256 177L254 178V180H252L247 174L245 176L244 173H242ZM222 178H225V177H222L221 176V179ZM20 179H23V178L21 177ZM25 179L28 180L29 178H25ZM187 179L191 180L190 178H187ZM27 180H26V182L28 183ZM182 180L183 179H182V175H181V182H182ZM193 180H194V178H193ZM22 181H21V184L24 183ZM209 181H210V179H209ZM226 181L228 182V179ZM37 182H39V181H37ZM110 182H111V180H110ZM185 182H186V180H185ZM187 182H188V180H187ZM240 182L241 181L239 180V183ZM260 182H261V180H260ZM46 183L47 184L48 183L49 184H52L53 187H50ZM111 183L113 184V182H111ZM219 183H221V182L219 181ZM21 184H20V186H21ZM121 184H123V183H121ZM24 185H22V186H24ZM36 185H38V184H34L33 186L36 187ZM203 185H205V184H203ZM222 185H223V183H222ZM234 185H236V184H234ZM114 186H115V183H114ZM199 186L201 188V185L200 184H199ZM4 187H6V186H3L2 189H5ZM122 187L123 186L121 185V188ZM187 187H189V186L186 185L185 190H187L186 189ZM202 187H205V186H202ZM212 187H213V184H212ZM214 187H217V186H214ZM240 187L242 189V185H240ZM210 188H211V186H210ZM202 189H204V188H202ZM202 189H200V191ZM205 189H207V188H205ZM230 189H232V188H230ZM233 189H234V191L236 190V188H234V187H233ZM238 189H239V185L237 187V190ZM243 189H245V187ZM247 189H246V191H248ZM190 190H189V192H190ZM198 190H199V188H198ZM242 190H240V194H241V191ZM38 192L39 191H37L36 193H38ZM45 192H44V195L46 194ZM189 192L188 193L186 192V193L189 194ZM205 192H206V190H205ZM212 192H213V190H212ZM249 192H247V194ZM39 193L37 194V196L39 195ZM197 193H198V191H197ZM207 193H211V192L208 191V192H206V194ZM231 193L232 192H230V194ZM235 193L238 194L239 191H238V193H237V191ZM101 194H102V192H101ZM183 194H184V192H183ZM193 194H194L193 195L194 198L196 196L198 197V195H196L194 192H193ZM240 194H239V199H240V196H241ZM7 195H8V193H7ZM40 195L38 197H40V198L42 196L44 197V195H42V196H40ZM191 195H192V193H191ZM202 195L204 197V194H202ZM9 196H7V197H9ZM33 196H36V195H33ZM178 196H177V198L180 199V197H178ZM185 196H187V195L184 194V197ZM199 196H200V194H199ZM206 196H208V195H206ZM3 197H5V196H2V198L1 197L0 198L3 199ZM7 197H6V200H7ZM16 197H17V195H16ZM47 197L48 196H46V199H48ZM190 197L191 196L189 194L188 199L183 198V200H185V205L187 204L186 203L187 202L186 200H189ZM203 197L201 199H204V200L199 199L200 197L199 198H196V199H199V200H201V201L204 202L205 199H206V197L205 198H203ZM227 197L229 198V196H227ZM227 197H226V201H227ZM245 197H247V195H245ZM35 198H37V197H35ZM109 198L110 197L108 196V199L107 200H109ZM43 199H41V202H45ZM83 199L85 201H87L88 203L87 204L86 203L85 204H80V203L77 202L78 200H83ZM191 199H192V197H191ZM196 199H195V202L199 201V200H196ZM248 199H247V201H248ZM250 199H249V202H251L252 209H253V208H255V202H254L255 200L254 201H250ZM13 200L15 201V199H13ZM241 200H243V199H241ZM63 202H64V200H63ZM203 202H200V203H203ZM249 202H248V204H250ZM190 203H191V205H195L194 201H191ZM77 204H79V205H77ZM181 204H182V201H181ZM219 204H221V203H217L218 210L221 212V210H223L226 205L225 204H221L220 206L222 207L224 205V207H223V209L221 208V210H220ZM143 205H145L146 207H144ZM165 205H167V203ZM63 206H62V208L64 209ZM197 206H200V205L198 204ZM238 206H240V204H238ZM242 206H243V204H242ZM242 206H240V207H242ZM244 206L246 207L245 204H244ZM244 206H243V208H244ZM194 207H196V206H193V208ZM201 207H204V206H202V204H201V206L198 207V209L200 210ZM6 208H9V210H7ZM49 208H50V210H49ZM196 208H195V210H198ZM227 208H228V206H227ZM234 208H235V206H234ZM142 209L145 210V211H143ZM205 209H207V208L205 207ZM246 209H245V211L244 210H242V211L243 212H246ZM259 209H261V207H259ZM263 209H264V203H263ZM189 210H190V208H189ZM191 210H192V208H191ZM237 210H239V209L237 208ZM249 210H250V207H249ZM188 211H187V213H188ZM225 211H227V209H225ZM230 211L231 210H229L228 214L231 213V215H232V212L234 213V211H232V212H230ZM261 211H262V209H261ZM261 211H259V213ZM60 212L63 213L62 211H60ZM187 213L185 215H184V213L183 214L180 213V216L183 215L184 217H187L186 219L189 220V218H188L189 215L186 216ZM192 213H193V211L190 212L191 215H192ZM194 213L196 214L197 212L194 211ZM200 213L204 214L203 212H200ZM205 214H207V213H205ZM209 214H210V211H209ZM225 214H222V215H224L223 217H225ZM261 214H264V210H263V213L261 212ZM261 214L259 216H262ZM69 215L70 214H68V216ZM194 215H192L191 217H193ZM231 215L229 214V217ZM237 215H239V214L236 213V216ZM183 216H182V218L184 219ZM210 216L211 215H207V219H208V220H206L207 222L209 221ZM234 216H233V218H234ZM241 216H242V214L239 215V217H241ZM255 216H257V215H255ZM203 217H204V215H203ZM247 217H248V215H247ZM18 218L20 220H18ZM60 218H62V217H60ZM178 218H180V217L178 216ZM198 218H200V217H198ZM220 218H222V217H220ZM233 218H229V219H231L233 221ZM236 218L234 219V222H236L235 221ZM263 218H264V216L262 218L260 217L259 218L261 220L260 221L258 219V216L256 217V219H258L260 222H262V220L264 221ZM193 219H194V217H193ZM243 219H244V216L242 217V219L240 221H237L235 224L233 222H232L233 223L232 224L230 222L231 220L228 222L227 221L228 218L227 219L226 218L225 219H221L222 221L226 220V222H228V225H230L229 223H231V225H233V227H235L234 229L232 228V230H231V229H229L231 227V225H230V227L228 228L230 231L226 228L228 232H231V235L228 236L226 234L227 231L224 228L227 224L223 226L222 230L224 229L225 232H226V233L224 232L226 234V237H227L226 239H232V240H234L235 235H233V233H234V231H237L236 228H238L239 222H241ZM105 220L108 221L107 219H105ZM196 220H197V218H196ZM198 221H200V220L198 219ZM254 221L252 220V222H254ZM19 222H20V224H19ZM62 222H64V221H62ZM184 222L186 223L187 221H184ZM188 222H190V221H188ZM256 222H254V223L256 224ZM15 223L18 224L17 226L20 225V227H18L17 230H16L17 231V236H13L14 234L12 236H9V234H6L5 235L2 232L5 229L6 226H8V227L11 226V225L14 226V225H16ZM26 223H28L30 225H28ZM202 223H204V222L202 221ZM244 223H246V222H244ZM247 223H248V221H247ZM25 224L27 225V230H29L30 233H28L26 235H23V233H21V232H23L22 230H23ZM108 224L111 226L112 223H108L107 222V225ZM117 224H118V222H117ZM117 224H113V226L115 225V227H113V228H116V225ZM189 224L191 225V223H189ZM80 225H82V224H80ZM228 225H227V227H228ZM244 225H246V224H244ZM28 226H30L29 229H28ZM88 226H90V225H88ZM91 226H92V224H91ZM105 226H106V223H105ZM118 226H120V227L115 229V233H116V231H117V233L118 232L120 233V231H123V228H122L121 223L118 224ZM178 226H180V222H179V225ZM183 226L184 225H182V227ZM256 226L258 227L259 226V223ZM260 226L258 227V229L263 228L264 224H263L262 227H260ZM80 227H79V229H80ZM107 227L109 228V226H106V229H105L106 232L109 231V229L107 230ZM182 227H181V229H182ZM186 227H188V226H186ZM257 227H256V229H257ZM11 228H13V227H11ZM69 228H70V226H69ZM82 228H84V227H82ZM82 228L80 229V231L82 230V232H83V229ZM95 228L97 229L98 226L95 227ZM15 229L16 228H13L14 231L12 230V232H14L16 234ZM86 229H88V227ZM110 229H111V231L114 230V229L112 230V227H110ZM184 229H186V228L184 227ZM247 229L250 230L249 227ZM254 229H255V227H254ZM263 229L262 230L260 229L257 232H260L261 231L262 233H264ZM7 230L10 231L9 228H7ZM58 230H59V228H58ZM88 230H90V229H88ZM101 230L103 232V229H101ZM134 231H139L141 234L135 235L133 233ZM245 231H247V230H245ZM250 231H252V228H251ZM73 232H75V231H73ZM20 233H21L22 236L20 235ZM109 233L111 235L112 232H109ZM157 233L155 234V236L156 237H159L160 235H158L159 233L158 234ZM262 233H259V235L260 234L261 235H264ZM94 234H96V233H94ZM240 235H242V234H240ZM104 236H102V237L104 238ZM252 236H254V235H252ZM112 237H114V236H112ZM169 237L174 238V239L175 238L178 239V234L176 232L175 233H171V234H169ZM160 238H161V236H160ZM180 238L181 237H179V239ZM90 239H92V238H90ZM93 239H94L93 241L97 240L95 238H93ZM189 239H191V237H189ZM21 240H24L26 243H21V244L20 243H17V241L20 242ZM194 240H195V238H194ZM258 240H260V239H258ZM110 241H112V240H110ZM135 241H137V242H135ZM189 242L190 241H188V243ZM151 243L153 244V242H151ZM188 243H186V244H188ZM258 243L260 244L262 242H258ZM263 243H264V241H263ZM97 244H99V242ZM263 245L264 244H262V247H263ZM188 247H190V248L194 247L195 249L193 251V249H189ZM204 249H201V250H204ZM105 253H106V251H105ZM163 253H165V254H163ZM263 253H264V251H263ZM215 255H212V256H215ZM224 256H223V258H224ZM227 256H228V254H227ZM171 258H170L171 261L169 259H168V261L173 262L172 261L173 259H171ZM247 261L249 262V260H247ZM252 261H254V260H252ZM176 262L173 263V264H176ZM194 262H195V264L200 263L199 261H198V263H196V261H194ZM220 262H225V261H222V259H221ZM227 262H226V264H227ZM248 262H246V263L247 264H250ZM231 263L233 264L232 261H231ZM160 264H162V263H160ZM251 264H253V263H251Z\"/></svg>",
    "mask_w": 264,
    "mask_h": 264
}]
</instances>
